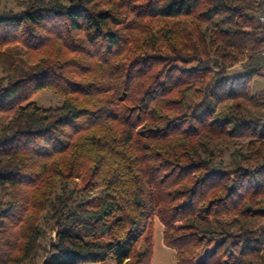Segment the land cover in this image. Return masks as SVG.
<instances>
[{"label":"trees","instance_id":"1","mask_svg":"<svg viewBox=\"0 0 264 264\" xmlns=\"http://www.w3.org/2000/svg\"><path fill=\"white\" fill-rule=\"evenodd\" d=\"M17 5L0 12V264H151L157 222L178 264H264L261 68L227 77L264 59V0Z\"/></svg>","mask_w":264,"mask_h":264},{"label":"rangeland","instance_id":"2","mask_svg":"<svg viewBox=\"0 0 264 264\" xmlns=\"http://www.w3.org/2000/svg\"><path fill=\"white\" fill-rule=\"evenodd\" d=\"M17 1L24 0H0V12L4 10H19ZM18 53V50L15 51ZM260 64H254L249 67L236 65L234 68L227 71V77L238 76L246 74L252 70L260 69L258 74L254 76L250 83L249 94L255 95L260 91H264V59L259 61ZM2 74L0 72V78ZM31 101H34L40 107H55L62 104V98L54 95L52 92L46 89L39 90L36 92ZM53 236V235H52ZM99 264H117L115 259L110 257L106 262ZM151 264H178L175 260L174 251L162 243V226L160 223H156L155 233L153 238V254L151 258Z\"/></svg>","mask_w":264,"mask_h":264},{"label":"built area","instance_id":"3","mask_svg":"<svg viewBox=\"0 0 264 264\" xmlns=\"http://www.w3.org/2000/svg\"><path fill=\"white\" fill-rule=\"evenodd\" d=\"M259 22L261 23V24H263L264 25V15H261L260 17H259ZM262 56L264 57V50L262 51Z\"/></svg>","mask_w":264,"mask_h":264}]
</instances>
